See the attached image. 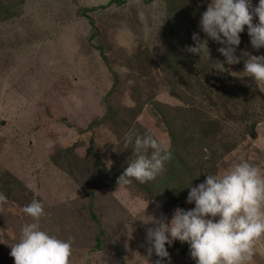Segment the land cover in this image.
<instances>
[{"label":"rangeland","instance_id":"obj_1","mask_svg":"<svg viewBox=\"0 0 264 264\" xmlns=\"http://www.w3.org/2000/svg\"><path fill=\"white\" fill-rule=\"evenodd\" d=\"M209 2L0 0V264H14L33 200L43 230L71 237L70 264H154L153 224L140 218L193 207L190 181L241 160L264 170V83L243 72L245 53L264 47H252L245 26L228 72L210 69L224 59L217 42L210 57L187 51L193 32L205 36ZM149 129L170 141L174 163L117 187L134 159L126 135ZM184 246L166 245L170 264H195Z\"/></svg>","mask_w":264,"mask_h":264},{"label":"clouds","instance_id":"obj_2","mask_svg":"<svg viewBox=\"0 0 264 264\" xmlns=\"http://www.w3.org/2000/svg\"><path fill=\"white\" fill-rule=\"evenodd\" d=\"M245 26L252 47H264V0L255 4L253 0H210L198 21L205 36L193 32L194 44L188 45L187 51L210 57L208 41L217 42L221 45L217 51L224 59L214 60L210 69L228 72L226 65L241 60L236 49ZM245 55L244 75L257 84L264 83V53ZM128 144L133 145L134 159L117 177V187L129 185L132 179L141 184L154 180L172 155L170 141L158 138L150 129L143 135L129 132L125 148ZM185 187L189 188L185 203L193 207L177 206L170 218H140L145 224H153L147 228L145 239L147 255L155 253L157 257L154 264H170L166 245L170 247L177 240L188 244L195 264H251L264 238V170L241 160L223 174H207L203 181L195 185L190 181ZM4 200L0 193V201ZM23 212L33 222L21 228L18 242L11 245L14 264H70L71 237L61 239L40 227V218L45 215L43 204L33 200Z\"/></svg>","mask_w":264,"mask_h":264},{"label":"crops","instance_id":"obj_3","mask_svg":"<svg viewBox=\"0 0 264 264\" xmlns=\"http://www.w3.org/2000/svg\"><path fill=\"white\" fill-rule=\"evenodd\" d=\"M251 264H264V245L260 246Z\"/></svg>","mask_w":264,"mask_h":264},{"label":"trees","instance_id":"obj_4","mask_svg":"<svg viewBox=\"0 0 264 264\" xmlns=\"http://www.w3.org/2000/svg\"><path fill=\"white\" fill-rule=\"evenodd\" d=\"M169 162L171 163L170 165H172L174 162L172 159L169 160ZM170 173H172V169H169ZM180 207H184V205L180 204ZM170 247H175V248H179V249H185L184 243L180 242V241H174L173 244Z\"/></svg>","mask_w":264,"mask_h":264}]
</instances>
